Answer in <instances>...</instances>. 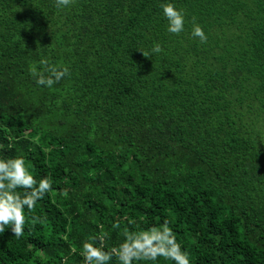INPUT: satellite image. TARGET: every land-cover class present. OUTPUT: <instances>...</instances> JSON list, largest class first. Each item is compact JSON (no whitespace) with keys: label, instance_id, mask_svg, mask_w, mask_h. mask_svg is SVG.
<instances>
[{"label":"trees","instance_id":"16d2710c","mask_svg":"<svg viewBox=\"0 0 264 264\" xmlns=\"http://www.w3.org/2000/svg\"><path fill=\"white\" fill-rule=\"evenodd\" d=\"M43 59L70 75L37 85ZM17 156L52 191L0 233V264H84L101 226L108 250L166 219L191 264H264V0H0V158Z\"/></svg>","mask_w":264,"mask_h":264},{"label":"clouds","instance_id":"9594fccd","mask_svg":"<svg viewBox=\"0 0 264 264\" xmlns=\"http://www.w3.org/2000/svg\"><path fill=\"white\" fill-rule=\"evenodd\" d=\"M72 3L73 0H55L57 8L69 7ZM160 7L168 21L167 31L174 35L183 32L184 12L177 9L171 2L163 3ZM191 35L193 38H199L201 43H207V35L203 26L196 22V17L192 19ZM37 47H39V42H37ZM161 51V45L154 43L152 52L160 53ZM140 52L146 58L151 57L148 52ZM40 64L43 66L42 71H38L36 66L30 67V74L36 78V84L39 86L51 88L62 78L70 75L67 66L50 64L47 59L41 60ZM51 191V178L43 177L37 180L23 156L10 159L0 158V233H4L6 227H10L17 239L22 237L26 224L25 209L33 213L37 202ZM33 219L39 220L40 218L34 217ZM112 227L120 229L121 224L117 221ZM122 235L123 240L118 246L105 250V241L109 239V234L101 226L100 234L94 237L93 241L82 243L80 255L83 257L84 264H109L113 256L118 258L120 264H134L136 261L155 262L159 258L172 261L174 264H191L189 253L182 250L167 219L159 226L139 231L124 228Z\"/></svg>","mask_w":264,"mask_h":264}]
</instances>
